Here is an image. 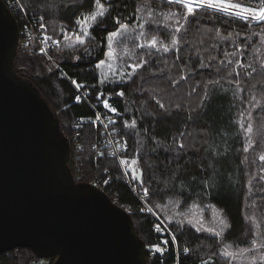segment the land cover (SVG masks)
Returning <instances> with one entry per match:
<instances>
[{"label": "trees", "instance_id": "obj_1", "mask_svg": "<svg viewBox=\"0 0 264 264\" xmlns=\"http://www.w3.org/2000/svg\"><path fill=\"white\" fill-rule=\"evenodd\" d=\"M18 1L37 32L45 31L39 27L43 16L47 34L61 43L50 48V59L35 50L18 49L14 69L18 76L39 89L55 111L61 133L68 142L73 138L75 125L82 124L77 137L82 147L69 152V160L75 155L82 163L83 169L79 170L75 180L90 183L96 174L103 172L102 168L112 173V180L105 188L115 195L111 199L113 203L130 215L136 233L145 244L146 264H201V260L218 247L216 238L208 233H197L188 225L180 227L175 220L169 223L166 217L172 212L155 207L168 199L180 200L176 211L187 212L194 202L199 204L200 208H192L191 211L202 213L207 221L213 219H210L213 211L209 205L222 207L231 223L225 242L246 246L251 238V225L245 220V216L252 212L248 205L255 200L264 206V180L260 179L264 176L260 171L264 162L259 160L264 153V109H253L248 103L253 95L264 103V70L260 68V63L264 62V34H261L264 25L225 17L222 13L213 14L212 10L205 8L198 10L194 18H189L187 32L175 33L172 30L175 21H164V16L169 8L179 10V5H168L167 0H110L111 12L92 29L95 39L85 45L90 49L85 54L80 46L69 47V41L64 39L60 29L66 27L69 33L77 30L75 20L81 12L92 9L91 0H84L83 4L80 0ZM145 4L154 10L158 20L169 24L168 28L148 27L149 33L157 35L164 44H170L173 36L182 37L179 51L164 53L152 50V56H147L146 50L135 49L136 55L130 57L123 54V45H120L116 50L121 59L108 60L97 69L96 64L106 59L107 41L104 38L117 27L114 18L120 17L122 23L134 26L135 9ZM13 15L21 27V20ZM139 15L143 16V13ZM128 46L132 47L130 41ZM237 46L241 48L242 56H224L225 51H234ZM77 56L80 59H76ZM141 56L148 63L137 69L131 79L125 78L123 83H99L103 79L102 73L111 75L109 64L113 67L121 65L124 71L130 72L127 65L136 63ZM210 57L215 59L210 60ZM227 59L240 60L245 65V68L238 69L239 77L235 73L231 77L227 75L234 64L227 69L220 65L221 60ZM201 60L206 67L200 66ZM218 67L219 72L216 70ZM252 68L257 71L251 77L246 76L245 71ZM182 76L185 78L181 79ZM217 79L219 84L208 86L210 99L202 102L205 84ZM236 79L241 81L239 91L235 83H228V80ZM70 80L83 84L81 89L89 92L101 112L115 122L116 132L126 144L121 157L139 158L138 169L143 170L144 184L141 186L137 180H133V184L142 193L143 187L149 189L145 201L153 212L138 205L137 197L123 182L116 160L103 151L102 155L95 156L88 148L96 137L95 114L84 101L76 102L77 92ZM119 91L124 95H116ZM101 92L104 95L97 100ZM106 98L112 107L117 108L116 113L103 107L102 101ZM157 100L165 104L166 111L159 108ZM246 109L252 112V138L255 141L247 153L243 151L246 135L238 123L239 113ZM84 118L87 120L81 123ZM133 120L136 121L135 128L125 127ZM179 143H184L185 147L180 149ZM259 215L264 217V213ZM161 220L176 235L175 244L168 231H155L154 225ZM163 239L168 240L167 251L163 255L152 252L149 246ZM185 247L190 249L189 253H184ZM36 259L39 258L30 249L23 247L0 253V264H28ZM216 264H223L222 258H216Z\"/></svg>", "mask_w": 264, "mask_h": 264}, {"label": "water", "instance_id": "obj_2", "mask_svg": "<svg viewBox=\"0 0 264 264\" xmlns=\"http://www.w3.org/2000/svg\"><path fill=\"white\" fill-rule=\"evenodd\" d=\"M18 37L0 0V253L23 247L51 264H146L130 215L74 179L55 111L14 69Z\"/></svg>", "mask_w": 264, "mask_h": 264}, {"label": "snow or ice", "instance_id": "obj_3", "mask_svg": "<svg viewBox=\"0 0 264 264\" xmlns=\"http://www.w3.org/2000/svg\"><path fill=\"white\" fill-rule=\"evenodd\" d=\"M92 9L85 12H81L79 16H77L75 20V24L77 25V30L69 33L66 27L60 29L63 33L64 39L69 41V47L76 48L80 46L83 48L84 53L88 54L90 49L85 47L89 40L95 39L92 35V29L96 26L98 21H103V19L109 15L111 12L112 5L110 0H91ZM80 3L83 4L84 0H80ZM168 5H179L180 9L177 11H173L169 8L167 15L164 16V21L174 20L175 24L172 30L175 33L187 32V25L189 23L190 17H195L198 10L201 9H210L213 14L222 13L225 17H234L239 20H243L245 22L255 21L257 24L264 25V0H243V2H232V0H167ZM136 15L134 16L135 25L130 26L129 23H122L120 17H115L116 28L114 31H110L107 33V36L104 38L107 41V51L105 52V60H101L96 64V68L100 69L103 65H105L108 60H119L121 56L117 53V47L123 45V54L125 56H135V49H144L146 50L145 55L152 56V50L155 52L163 51L164 53H168L169 51L176 50L179 51L181 45L182 37L173 36L171 38L170 44H164L157 35L150 34L147 30L148 27L155 26V28L164 27L168 28V23H162L160 20L156 18L154 14V10L147 4L142 7H137L135 9ZM143 13V16L139 15ZM160 15H163L161 13ZM44 19L43 16L40 17L41 23L39 27L44 29L45 31L41 33L43 39L41 40L42 45H47L49 41L56 46H59L61 41L58 39H54L53 36L47 34V26L42 22ZM183 21V22H182ZM198 22V21H197ZM155 29H153L154 31ZM261 34H264V28L261 30ZM257 34V35H261ZM217 37H219V32L216 33ZM238 35V34H237ZM131 42L132 47L129 48L128 42ZM186 42V41H185ZM264 42V40H262ZM215 47V45H213ZM40 51L47 54V48L41 47ZM197 55L199 53L197 52ZM243 52L239 46L235 48L234 51L224 52L225 57H237L242 56ZM76 59H80L79 56ZM210 60H214L215 57H210ZM148 63V60L144 59L143 56L139 57L138 61L134 64L127 65L128 68L131 69L130 72H126L123 70V66L118 65L117 67H113L109 64V68L111 69V75L103 74V79L99 80L100 84H110V83H123L125 78L131 79L132 76L136 74L137 69L144 67L145 64ZM231 71L227 72V75L231 77L233 73H235L236 77L240 76V72L238 69L245 68V65L240 62V60L233 61L232 59L221 60L220 65L223 68L227 69L229 65H233ZM201 67H206L205 63L200 61ZM260 68L264 70V62L260 63ZM217 72L220 71L218 67ZM256 68H252L251 71H245V75L251 77L254 72H256ZM112 77H116V79H112ZM185 77H181L184 79ZM76 87L83 88V84H78L75 80L72 81ZM220 83V80H209L205 84V92L202 97V102L210 99V94L208 89L209 85H217ZM228 83H235L237 85V91L240 90L239 85L241 81L239 79L236 80H228ZM104 93H99L97 95V100H100L101 96ZM118 96H123L124 92L119 91L116 93ZM80 97H77L79 100ZM103 107L108 109L112 113L117 112V108L112 107L109 103V99L106 98L102 101ZM156 103L159 105L160 109H164L166 106L160 100H157ZM251 104L252 108L260 107L264 109V103L261 100L257 99L255 95L252 96L251 101H248ZM179 108V105H176ZM240 119L238 121L240 128L244 131L246 135V143L243 148V151L247 153L251 147H253L255 141L252 138L253 133V123H252V112L247 109L241 111L239 113ZM96 120H100V115H96ZM110 123H115L110 120ZM108 125H105L107 127ZM125 127L135 128L136 121L133 120L131 124H125ZM181 136L184 135L183 132L180 133ZM111 143V141H109ZM125 145H119L121 150L125 148ZM178 147L183 149L185 147L184 143H179ZM103 153H101L102 155ZM115 153H113L114 155ZM259 160L264 162V153L259 156ZM121 166L126 168L125 175H128L129 172L132 174V179L139 181L141 186L144 184L143 180V170L138 169L139 158H120ZM262 173H264V167L260 169ZM177 179L179 176L177 174ZM260 179L264 180V176H261ZM105 183L108 181L105 180ZM207 184H205V187ZM173 191H175V186L173 187ZM251 188H249V194H251ZM144 196L147 197L149 195V189L147 187H143ZM179 199H168L165 203L156 204L155 207L161 210L168 209L172 212L171 216H167L166 219L169 223L173 220L176 223L183 227L184 225L191 226L192 229L197 233H208L211 237L216 238V244L218 247L215 251H213L210 255L207 256L206 259L201 260V264H216V258H222L223 264H264V217L259 215V213H264V206L258 205L255 200L251 202L248 207L252 210L251 215L245 216V220L251 225L249 229L250 240L246 244V246L241 247L236 243H227V233L231 229V223L228 218L226 211L221 207L217 208L215 205H209L213 211V220L208 222L205 220L203 214L201 213L198 217L192 213V208H200V205L197 203H193L187 212L185 211H176L177 208L180 207ZM143 210V209H142ZM148 212H153L152 207L147 208ZM159 220V216H157ZM163 225V227H162ZM154 229L157 232L163 233L164 231H168L169 235H171L172 243L175 244L177 237L172 232V230L168 227V224H165L163 220L160 223L154 225ZM163 245V247L161 246ZM168 240L163 239L158 244L150 245V250L153 252H158L163 255L167 251ZM184 253H189L190 249L185 247L183 249Z\"/></svg>", "mask_w": 264, "mask_h": 264}, {"label": "built area", "instance_id": "obj_4", "mask_svg": "<svg viewBox=\"0 0 264 264\" xmlns=\"http://www.w3.org/2000/svg\"><path fill=\"white\" fill-rule=\"evenodd\" d=\"M6 4V6L10 9L12 14L14 13L18 18L21 20L22 25L19 27V37L17 40V50H26V51H32L35 50L36 52H39L43 54L45 57L50 59L48 52L52 46L55 44H52L51 41L48 42L47 45H42L41 40L43 39L42 35L37 32V28L31 23L30 19L24 14L23 8L21 4L19 3L18 0H3ZM41 47H46L47 48V54L43 53L40 51ZM72 83V80H70ZM73 87L75 88L76 91H83L81 88H77L76 85L72 83ZM95 117L93 118V122L96 126L95 129L98 128H103L105 132L108 134L106 138H98L95 137L94 141L90 143L88 148L94 152L95 156H100L101 153L104 152V154L108 155L112 159L116 160L118 163L121 172L123 174V182L130 188L132 193L137 197L139 206L143 208L145 211H147V208L149 205L145 201V196L142 193V190L134 186L133 184V179H132V174L131 172L128 173V175H125L126 168L124 166H121L120 164V158H121V153L124 151L121 150L119 145H124L121 140H119L117 137L112 136L111 130L105 125H108L109 122L104 119L106 116L100 111L94 113ZM100 115V120H96V115ZM87 118H84L83 120H80L81 123L86 121ZM82 126V124L75 125V133L73 134V138L70 140V150H80L82 147L81 141L77 138L79 135V128ZM111 141V143H109ZM103 151V152H102ZM113 153H115L113 155ZM69 166H70V171L74 177V179L77 177V174L80 171H82V163L79 161L78 157L73 155V157L69 160ZM107 180L108 182L112 180V177L110 173H105V172H100L96 174L93 179L90 181V183H93L100 187L102 190L106 192V194L110 197V199L114 198L115 195H113L112 192L107 190L105 188L106 184L104 181ZM52 260L49 261V263H46L42 259H36V260H31L28 264H51Z\"/></svg>", "mask_w": 264, "mask_h": 264}, {"label": "bare ground", "instance_id": "obj_5", "mask_svg": "<svg viewBox=\"0 0 264 264\" xmlns=\"http://www.w3.org/2000/svg\"><path fill=\"white\" fill-rule=\"evenodd\" d=\"M5 3V2H4ZM155 4V3H154ZM17 51V50H16ZM62 73V72H61ZM77 94H76V102H81V101H84L85 103H87L90 108L93 110L94 113L96 112H100L101 109L98 108V103L96 102V100H92L91 99V96L89 94V92H86V91H76ZM77 97H80L79 100H77ZM104 115H106L105 113H103ZM106 119L109 124H108V128L111 130V135L112 136H115L117 137L119 140H121L120 136L117 134L116 132V128L114 126L113 123H110V120L113 121L108 115H106ZM82 129V128H81ZM82 133V131H80ZM95 136L98 137V138H106L108 136V134L105 132V130L103 128H98V129H95ZM69 143V142H68ZM69 147H70V143H69ZM67 165L68 167L70 168L69 166V158H68V162H67ZM101 171L105 172V173H111L107 168H102ZM112 174V173H111ZM95 185V184H93ZM97 186V185H95ZM98 187V186H97ZM100 188V187H98ZM101 189V188H100ZM105 193V192H104ZM107 195V194H106ZM108 196V195H107ZM109 197V196H108Z\"/></svg>", "mask_w": 264, "mask_h": 264}, {"label": "rangeland", "instance_id": "obj_6", "mask_svg": "<svg viewBox=\"0 0 264 264\" xmlns=\"http://www.w3.org/2000/svg\"><path fill=\"white\" fill-rule=\"evenodd\" d=\"M232 2H242V0H232ZM87 173H88V171H87ZM193 213V212H192ZM194 214L198 217L199 215H200V213L197 211V210H195L194 211ZM213 218V216H211L210 217V219H212ZM206 219V221L208 220V218H205ZM213 220V219H212ZM211 220V221H212ZM211 221H208V222H211ZM162 247H163V245H161ZM153 252V251H152ZM43 261H45V262H47V263H49L48 261H46V260H48V259H42Z\"/></svg>", "mask_w": 264, "mask_h": 264}, {"label": "flooded vegetation", "instance_id": "obj_7", "mask_svg": "<svg viewBox=\"0 0 264 264\" xmlns=\"http://www.w3.org/2000/svg\"><path fill=\"white\" fill-rule=\"evenodd\" d=\"M242 2H243V0H242Z\"/></svg>", "mask_w": 264, "mask_h": 264}]
</instances>
